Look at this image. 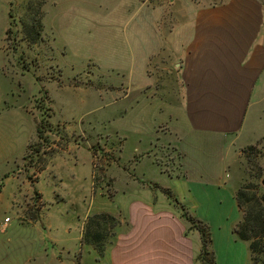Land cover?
Segmentation results:
<instances>
[{"label":"crops","instance_id":"1","mask_svg":"<svg viewBox=\"0 0 264 264\" xmlns=\"http://www.w3.org/2000/svg\"><path fill=\"white\" fill-rule=\"evenodd\" d=\"M93 1L106 3L60 0L52 8L54 15L46 11L43 22L53 51L61 56L82 42L81 32L108 38L118 31L115 22L122 29L112 47L124 59L116 83L117 102H123L119 115L132 116L138 144L142 137L145 143L143 150L135 147V155L145 154L133 167L134 178H126L135 187L132 213L124 217V229L116 231L102 258L110 264H201L200 233L188 231L179 208L160 188L141 183L147 181L170 190L208 225L216 264H252L249 244L233 232L238 222L228 226L226 211L237 206L236 187L230 185L233 165L244 147L264 136V0H183L170 15L168 30L158 27L162 9L140 0H123L118 15L116 10L91 15L86 5L74 9L77 3L91 6ZM110 19L115 22L109 24ZM164 50L168 90L156 88L155 76L148 72L151 58ZM157 114L164 116L157 120ZM156 142L168 145L174 168L153 177L143 164L158 168L147 154Z\"/></svg>","mask_w":264,"mask_h":264},{"label":"rangeland","instance_id":"2","mask_svg":"<svg viewBox=\"0 0 264 264\" xmlns=\"http://www.w3.org/2000/svg\"><path fill=\"white\" fill-rule=\"evenodd\" d=\"M59 1L0 0V72L4 75L0 79V264H110L91 244H81L86 219L111 214L118 220L112 228L116 234L124 229L120 225L124 217L132 213L135 187L126 178H134L133 167L145 154L135 155V147L143 150L145 143L142 137L138 144L132 116L119 115L123 102H117L120 86L116 83L124 59L112 47L122 29L110 19L118 31L108 38L100 32L78 31L82 42H75L61 56L53 51L52 35L46 34L43 22L46 11L54 15L52 8ZM140 1L162 9L158 27L165 30L173 24L170 15L187 2ZM103 2L77 3L74 9L86 5L91 15H112L114 10L118 15L125 4ZM100 6L103 10L96 9ZM148 72L155 76L156 88L168 90V51L151 58ZM261 109L264 112L263 104ZM40 123L41 138L36 130ZM263 137L244 147L233 165L230 185L236 190L253 184L258 194L264 193ZM156 145L147 154L158 168L143 164L153 177L159 170L168 174L174 168L168 145ZM141 183L163 191L155 183ZM227 209L226 222L232 226L241 212L234 204ZM187 224L188 231L197 230Z\"/></svg>","mask_w":264,"mask_h":264},{"label":"trees","instance_id":"3","mask_svg":"<svg viewBox=\"0 0 264 264\" xmlns=\"http://www.w3.org/2000/svg\"><path fill=\"white\" fill-rule=\"evenodd\" d=\"M47 124L48 123L45 122L44 127ZM41 128L42 125L40 123L36 128L39 138H41L43 134ZM260 141H258V143ZM43 169L44 167L40 168V170ZM163 192L182 210L181 216L199 231L202 243L198 256L200 263L216 264L214 253L211 249L210 229L207 224L187 213V211L184 210V206L179 203L170 190L163 189ZM112 195L113 194L108 193L109 198H111ZM235 200L242 216L239 222L233 227V232L238 239L248 242L251 263L264 264V193L258 194L253 184H246L236 190ZM117 224L118 220L113 215L106 212L88 216L83 228L81 244H91L100 257H102L106 244L110 241L108 238L115 235L112 228Z\"/></svg>","mask_w":264,"mask_h":264},{"label":"built area","instance_id":"4","mask_svg":"<svg viewBox=\"0 0 264 264\" xmlns=\"http://www.w3.org/2000/svg\"><path fill=\"white\" fill-rule=\"evenodd\" d=\"M8 221H9V218H6V219H5V222H8Z\"/></svg>","mask_w":264,"mask_h":264},{"label":"water","instance_id":"5","mask_svg":"<svg viewBox=\"0 0 264 264\" xmlns=\"http://www.w3.org/2000/svg\"><path fill=\"white\" fill-rule=\"evenodd\" d=\"M262 184H264V180L262 181Z\"/></svg>","mask_w":264,"mask_h":264}]
</instances>
